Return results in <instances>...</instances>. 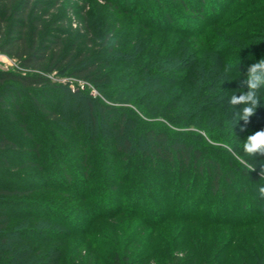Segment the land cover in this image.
Returning a JSON list of instances; mask_svg holds the SVG:
<instances>
[{
    "label": "trees",
    "instance_id": "trees-1",
    "mask_svg": "<svg viewBox=\"0 0 264 264\" xmlns=\"http://www.w3.org/2000/svg\"><path fill=\"white\" fill-rule=\"evenodd\" d=\"M105 1L127 18L112 55L90 56L65 48L59 29L38 40L39 21L30 27L27 18L32 0H0V52L16 61L0 70V264H59L72 237L87 235H126L92 237L110 264H264V156L243 152L264 130V90L247 124L234 126L229 103L264 58V0ZM53 73L91 84L108 102L86 98V129L54 108L66 93ZM94 103L107 131H94ZM19 118L33 146L5 132ZM132 138L153 154L128 153ZM117 220L126 222L119 232L108 227ZM171 221L204 224L207 235L182 237L175 225L167 256L155 260L141 247L132 261L134 235Z\"/></svg>",
    "mask_w": 264,
    "mask_h": 264
},
{
    "label": "rangeland",
    "instance_id": "rangeland-1",
    "mask_svg": "<svg viewBox=\"0 0 264 264\" xmlns=\"http://www.w3.org/2000/svg\"><path fill=\"white\" fill-rule=\"evenodd\" d=\"M118 3L121 4V1L119 0ZM171 5L173 6V4ZM27 18L29 20L30 27L33 26V21H39L41 33L38 36V40H41L45 34L55 31V29H59L64 32L65 35V48H70L74 45L75 53L83 50L85 52H89L90 56H92L98 51H100L98 55H112L116 48L112 52L108 51L107 48L113 45L114 37L122 32L123 26L121 21L127 17L123 14H116V11L110 8L109 3L105 0H32ZM116 18H120L121 20L119 26L114 30L113 27L116 25ZM177 23L179 24L181 21ZM111 30H114L113 35L107 39L106 45L99 50V45L106 40V36ZM15 65L16 61L14 59L0 52V70H11L16 67ZM51 77L54 81H56V83L64 87L62 88V91H65L66 93L63 105L59 107L60 101L59 98H56L54 108L67 117L75 116L77 119L81 118L82 121L85 122V129L87 126H89V124L87 125V123H89V115L86 98L89 97L99 103L108 104L104 96L98 93L97 90H95L89 83L79 81L74 77L64 74L57 76L55 73H53L51 74ZM78 91L84 93L83 98H77L73 95ZM22 100L28 103L30 98L26 95H23ZM47 104L50 105L49 103ZM96 104L94 103L95 106L93 108L92 116H94L96 120L94 131L95 133H98L102 130H106V126L102 123L103 121L101 119V112L98 108V105L96 106ZM77 106L79 110L76 109ZM0 113H2V111H0ZM7 116V114H4L3 118L7 120ZM21 119L22 118H19V120L16 122H8V128L5 132L10 138L17 140L21 144L33 146L35 142L32 138L28 139V137L24 135L23 130L19 125ZM32 123L33 121L30 120L28 125H31ZM130 129L131 128H129V130ZM37 130L38 127H35L34 131ZM45 134H47L46 131L40 132V136L42 137H44ZM192 141H195V139L193 138ZM58 143L60 145H64L60 140H58ZM131 144L132 146L131 149L128 150V153H135L137 157H141L145 150L148 155L153 154L150 149L151 145L147 144L143 140L132 138ZM175 225H179L178 230L180 227L185 229L181 235L182 237L185 235L186 237H190V235H196L201 238L203 235H207V233L201 229L202 226H205L204 224H200L198 222L181 224L171 221L162 226L145 228L143 235H134L133 243L131 246H129L132 249V255L136 249L141 247H144L145 249V247H147L149 250H151L149 254L155 260L167 256L175 243V241L172 239L173 235L169 233V231L174 229ZM125 226L126 222L121 223L119 220H117V225L116 223H113L109 224L108 227L112 230H115L116 232H119L122 231L120 228L123 229ZM131 226L133 225L130 224L129 229ZM212 228L215 229L214 227H210V232L211 230L214 232ZM139 232L140 230L137 231L136 234ZM125 236L126 235H87L85 237L74 236L72 237V241L69 243L68 247L61 254L59 264H107L109 261H111V257L106 251L107 246H100L97 243H92V245H90V241L93 239L92 237H103L108 239L116 238V240H121V242H123L122 238H125ZM96 240L97 239L93 241ZM186 245L189 244L187 243ZM90 250L93 251L91 256L88 254ZM95 250L98 252L97 257H100L101 259L99 261H97V257H95ZM128 255H130V257L132 256L130 253ZM137 259L140 260V257H136L135 255L131 257L132 261ZM46 261L47 264H57L53 258H46ZM142 261L143 260H140V262L137 264H142ZM150 263L154 262L148 261L146 264Z\"/></svg>",
    "mask_w": 264,
    "mask_h": 264
},
{
    "label": "clouds",
    "instance_id": "clouds-1",
    "mask_svg": "<svg viewBox=\"0 0 264 264\" xmlns=\"http://www.w3.org/2000/svg\"><path fill=\"white\" fill-rule=\"evenodd\" d=\"M231 69L232 65L227 66L226 73L230 72ZM243 86L247 88V91H240L239 95L234 93L229 100L230 105L233 107L232 123L234 126L241 120L247 124L249 118L256 113L257 108L260 106L262 90H264V58L247 68ZM238 105L240 106L239 109H237ZM243 152L247 156H264V130L256 131L247 137L243 144ZM245 167L249 171L256 168V166L246 162ZM260 176L264 178V164H260ZM258 193L261 198H264V185L258 187Z\"/></svg>",
    "mask_w": 264,
    "mask_h": 264
}]
</instances>
